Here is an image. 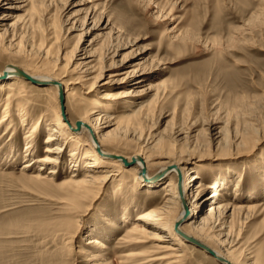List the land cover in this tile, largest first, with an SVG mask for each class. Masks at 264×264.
Listing matches in <instances>:
<instances>
[{
	"label": "rangeland",
	"instance_id": "374dc122",
	"mask_svg": "<svg viewBox=\"0 0 264 264\" xmlns=\"http://www.w3.org/2000/svg\"><path fill=\"white\" fill-rule=\"evenodd\" d=\"M81 61L86 66L77 67ZM8 63L62 77L68 120L88 109L102 147L140 151L150 175L163 161L188 158L185 183L197 172L189 184L211 186L201 187L199 212L183 228L198 222L199 236L235 264H264V0H0V71ZM26 81L22 91L0 83V119L11 109L0 125V264H163L177 253V264H220L191 243L155 246H178L160 228L146 230L160 240L128 247L120 239L140 214L174 195L164 197L163 182L176 179L174 171L152 191L139 187L135 163L114 180L73 185L74 168L78 179L113 168L92 165L88 139L53 153L55 162L24 169L45 153L54 105L60 109L54 85ZM99 100L106 101L102 118ZM61 132L64 147L70 134ZM39 170L46 176L35 178ZM171 205L167 224L181 210ZM90 237L107 248L98 251ZM133 250L144 259L123 262Z\"/></svg>",
	"mask_w": 264,
	"mask_h": 264
},
{
	"label": "bare ground",
	"instance_id": "6f19581e",
	"mask_svg": "<svg viewBox=\"0 0 264 264\" xmlns=\"http://www.w3.org/2000/svg\"><path fill=\"white\" fill-rule=\"evenodd\" d=\"M15 2L18 3L19 1H15ZM13 7L17 8L19 6H13ZM84 61H81L76 66L77 67H79V66L81 67V65L84 66L86 64ZM18 69L24 70L26 73L30 74L33 78H35L37 80H40V81H44V82L54 81V80L57 81L63 87L64 93L68 90L67 89V83L64 82L62 77H53V76L48 75V74L47 75H38L37 73L27 71L25 68H23V67H21V66H19L17 64L8 63L4 67V69L2 71H0V83L1 82H5V83L10 82L11 85L8 86V89H10L11 91L12 90L14 91V89H18V90L22 91V90H24L25 84H27V81H26L27 79L24 80L25 78H23L21 76H18L16 74ZM74 69L75 68H73L71 70H74ZM65 73L63 74V76L66 75ZM90 73H88V74H90ZM99 80H101L100 86H104L105 84H107L109 82V80L105 79V77H101V79H99ZM81 81H82V76L81 77L79 76L78 78H76L75 80L70 81L69 83H80ZM13 82H15V83H13ZM44 86H49V85L46 84ZM0 87H1V85H0ZM44 88H45V90H48V88H50V87H44ZM54 88L57 90L58 96H59V86L58 85H54ZM91 90H92V88H89V90L87 92H90ZM107 94H110V93H106V96L103 97L104 99H107V98L110 97V95H107ZM19 96H23L24 97L25 94L24 93H20ZM17 99H20V98H17ZM9 101H11V100H9ZM105 106H106V101L105 100H99L97 102V104H96L97 115L101 116V118L106 113V112H103V111H105ZM82 108H83L82 114L84 113V115L81 118H79L78 120H76L75 122H71V121L68 120L67 116H63L62 110H61V105H60V109L56 105H54V113H53L52 120H53V122H56L57 125L53 127V132L50 133L46 137L47 138L46 142H45L46 145L44 147L45 153L42 156L38 157L36 160L26 161L23 164V168L24 169L32 168L37 161H39V162L41 161V163H45V165H46V163H49V162L51 163L52 161L55 162V160H57V159L55 158L53 153L60 154V153L65 151V148H67V146H69V144L71 142H77L79 144H83L88 139V140H90V143L93 146L92 151H91L92 155H93V158H94L92 165L93 166H97L98 165V167L100 166V168H101L102 164L111 163L113 168L107 169L108 172L106 171L107 173L102 174L101 176H99L97 173H95V171L93 173L92 170H89V171L86 170V172L84 173V176L79 178V179L75 178V177L79 176V173L77 172L78 168H74L75 171L72 172L71 178L69 179V182L72 183V184L74 183L76 185H81V186H85L86 185V187H87L88 184H90L91 182H95V181H97L100 178H102V180H104V181L114 180L119 175V173H121V171L124 170V168H125V164L123 162L122 156L125 157L129 162H133V160H135L134 161L135 164H134L133 167L135 169V176L139 179V181H138L139 187L143 186V187L146 188V190H150V191L154 190L153 187L159 182V180H162L164 178L163 175H166L165 173H168V171H174L176 173V175H177V178L174 179V178H171V177L170 178L167 177L168 179L165 178L164 181H163V182H166V185L165 186L162 185V186H164V188L166 187L165 193H164V197H166L167 195H171L173 193H174V195L171 198H168L166 204L153 207L149 211L145 212L144 214H140V218H142V219H140L139 221H134L130 225V227L127 228V230L125 231L124 236L120 237V239L123 240L124 243L128 247L136 245V244H139L141 242H144V241H146V238L154 239V240H160L156 235L153 236V237H151L149 235H146V233L150 234L149 232L146 231L147 227L160 228V229H163V230L166 231V235H164V236H166L167 238L174 239L176 244H178V246L175 247V246H172L170 244H163L161 242H157L155 244V246H157V247L166 246L167 248H172L174 250H177V248L187 247L190 243L187 242L186 239L183 236H181L176 231L175 223L177 221H179L180 219H182L183 217H185V220H190V219L193 218V217L191 218V213L194 215V214H197L199 212V209H198L199 208V206H198L199 204L198 203H200V202H195V200H197V198H198V196L200 194L201 187H203V186L204 187L211 186V184L206 185V183H200L198 185L191 186L189 183H191L192 181H194L196 178H198L200 176L197 172L192 173L191 179L188 180L187 183H185L184 179H185V173H186V168H187L186 167V163L189 161L188 158L179 157L176 160L163 161V162H161V165L159 166V171H157L156 175H150V173L148 172L147 160L144 157L145 154L143 156V153H141L140 151H137V152L133 153L131 156H126L124 154L114 153V152H110V151L105 150L102 147V145H101V143L99 141L98 133H97V130H96L94 124L89 122V116L87 117V113H89L87 111L88 109L85 110L84 107H82ZM10 111H11L10 107L6 106L5 110H4L3 117L0 119V125L2 124L3 121L8 120L9 117H11L10 116ZM43 115H45V114H43ZM42 118L45 119L44 116H42ZM77 121H79L81 123V126L79 127V129L77 127ZM40 122H41V119H38V121L36 122V126H38V124H40ZM61 131L69 132V134H70L68 136V138H69L68 142H65L64 147H63V145H61L59 143L60 140L62 139V137H60L61 136L60 134L62 133ZM0 138H1V136H0ZM30 143H28V147L27 148L31 147ZM98 146L100 147L102 153L98 151V149H97ZM105 154H114V155H116L118 157L117 158H111V157L105 156ZM73 155L79 156V152L75 150L72 153V157H73ZM146 158L149 159L148 157H146ZM42 165L44 166V164H42ZM76 165H79V164L77 163ZM143 169H145V173H143ZM55 171L54 170H49L48 172L52 173V172H55ZM45 172L46 171L42 172L41 170H39L36 174H34V176H35V178L36 177L37 178L45 177L46 176V174H44ZM179 172H180V174L182 176V190H183V195H184V201L185 202H183V200H182L183 198H181V193H180V190H179V183H178ZM47 176H48V174H47ZM194 182H192V183H194ZM174 203H178L179 206H181V210L179 211L178 214L175 215V219H174L173 223L167 224V223H165L166 222L165 221V215L167 213H170L173 210V206L171 204H174ZM200 226L201 225L198 222H194L187 229H184L183 226L180 225V229L182 231H184L185 233H187V234L199 239L200 241L204 242L205 244L209 245L210 247H212L214 249V251L217 254L225 257L232 264H235V263H233L234 259H230V257L226 253H224L221 250L213 247L210 243H208L202 237L199 236V233H198L197 229H200ZM161 240H165L164 237H162ZM87 243L88 244H92V246L98 248V251H101V250L107 248V243L103 239H101L99 237H90L87 240ZM78 252L79 253L83 252L81 247L78 249ZM141 252L134 251V250L133 251H129V252H125L124 254H122L123 262H125L128 259L136 261L139 258H142V257H140L141 256ZM179 256H180V254L177 253V255L171 257L170 259H166L165 263H163V264H177L180 261ZM142 259H144V258H142ZM128 264H130V263H128Z\"/></svg>",
	"mask_w": 264,
	"mask_h": 264
},
{
	"label": "water",
	"instance_id": "95a60500",
	"mask_svg": "<svg viewBox=\"0 0 264 264\" xmlns=\"http://www.w3.org/2000/svg\"><path fill=\"white\" fill-rule=\"evenodd\" d=\"M18 76H21L29 81H31L32 83H35V84H39V85H58L59 86V101H60V105H61V110H62V114L63 116H66V108H65V93H64V89L63 87L57 82V81H47V82H44V81H40V80H37L35 78H33L30 74L26 73L24 70L22 69H18L17 70V73H16ZM81 126V123L79 121H77V127L79 129V127ZM98 151L101 152V149L100 147L98 146L97 147ZM102 153V152H101ZM105 156L107 157H111V158H117L118 156L114 155V154H105ZM122 159H123V162L125 164V166H130L131 164L134 163L135 160H133V162H129L125 157L122 156ZM143 173H145V169H143ZM179 180H178V183H179V190H180V193H181V198H183V202L184 201V195H183V190H182V176L179 172ZM185 220V217H183L182 219H180L179 221H177L175 223V229L176 231L181 235L183 236L187 242L197 246L198 248L204 250L205 252H207L208 254H210L211 256H213L220 264H232L229 260H227L225 257L217 254L214 249L212 247H210L209 245L205 244L204 242L200 241L199 239L185 233L184 231H182L180 229V225L184 222Z\"/></svg>",
	"mask_w": 264,
	"mask_h": 264
}]
</instances>
